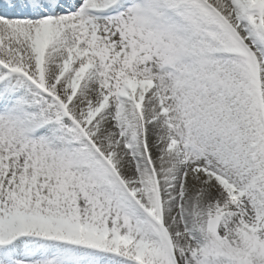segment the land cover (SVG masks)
<instances>
[{"label":"snow or ice","instance_id":"1","mask_svg":"<svg viewBox=\"0 0 264 264\" xmlns=\"http://www.w3.org/2000/svg\"><path fill=\"white\" fill-rule=\"evenodd\" d=\"M0 264H264V0H0Z\"/></svg>","mask_w":264,"mask_h":264}]
</instances>
